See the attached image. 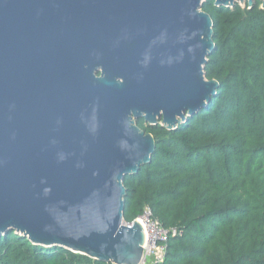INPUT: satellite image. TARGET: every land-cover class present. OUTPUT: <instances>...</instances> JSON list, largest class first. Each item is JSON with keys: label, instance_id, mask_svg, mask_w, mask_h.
I'll use <instances>...</instances> for the list:
<instances>
[{"label": "water", "instance_id": "obj_1", "mask_svg": "<svg viewBox=\"0 0 264 264\" xmlns=\"http://www.w3.org/2000/svg\"><path fill=\"white\" fill-rule=\"evenodd\" d=\"M204 1L0 0V238L140 264L124 178L156 141L136 120L174 129L215 94Z\"/></svg>", "mask_w": 264, "mask_h": 264}, {"label": "trees", "instance_id": "obj_2", "mask_svg": "<svg viewBox=\"0 0 264 264\" xmlns=\"http://www.w3.org/2000/svg\"><path fill=\"white\" fill-rule=\"evenodd\" d=\"M215 5L214 50L204 74L218 88L206 107L167 130L136 124L156 141L149 163L126 175L123 219L149 206L169 233L158 264H264V6ZM0 264H112L10 231Z\"/></svg>", "mask_w": 264, "mask_h": 264}, {"label": "built area", "instance_id": "obj_3", "mask_svg": "<svg viewBox=\"0 0 264 264\" xmlns=\"http://www.w3.org/2000/svg\"><path fill=\"white\" fill-rule=\"evenodd\" d=\"M136 220L141 224L144 232L143 256L140 264H158L165 255V240L175 229L164 228L157 219L153 218L149 206H145Z\"/></svg>", "mask_w": 264, "mask_h": 264}, {"label": "rangeland", "instance_id": "obj_4", "mask_svg": "<svg viewBox=\"0 0 264 264\" xmlns=\"http://www.w3.org/2000/svg\"><path fill=\"white\" fill-rule=\"evenodd\" d=\"M246 0H243V1H241V2H238L239 4H241V5H244V2H245Z\"/></svg>", "mask_w": 264, "mask_h": 264}, {"label": "flooded vegetation", "instance_id": "obj_5", "mask_svg": "<svg viewBox=\"0 0 264 264\" xmlns=\"http://www.w3.org/2000/svg\"><path fill=\"white\" fill-rule=\"evenodd\" d=\"M148 124V123H147ZM149 125V124H148Z\"/></svg>", "mask_w": 264, "mask_h": 264}, {"label": "bare ground", "instance_id": "obj_6", "mask_svg": "<svg viewBox=\"0 0 264 264\" xmlns=\"http://www.w3.org/2000/svg\"><path fill=\"white\" fill-rule=\"evenodd\" d=\"M242 1V0H241Z\"/></svg>", "mask_w": 264, "mask_h": 264}]
</instances>
